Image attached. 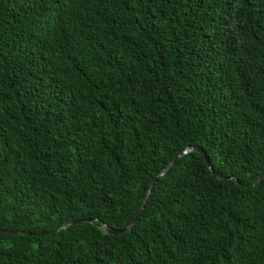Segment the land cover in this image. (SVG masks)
Wrapping results in <instances>:
<instances>
[{"label":"trees","instance_id":"obj_1","mask_svg":"<svg viewBox=\"0 0 264 264\" xmlns=\"http://www.w3.org/2000/svg\"><path fill=\"white\" fill-rule=\"evenodd\" d=\"M263 174L264 0H0V264H264Z\"/></svg>","mask_w":264,"mask_h":264},{"label":"water","instance_id":"obj_2","mask_svg":"<svg viewBox=\"0 0 264 264\" xmlns=\"http://www.w3.org/2000/svg\"><path fill=\"white\" fill-rule=\"evenodd\" d=\"M189 151H195V152L199 153V154L203 157L205 164L209 165V159H208V157L206 156V153H205L203 150L198 149V148H191V149H186V150L183 152V154H184V153H187V152H189ZM176 159H177V158H176ZM176 159H174V161H173V162H172V163H171V164H170V165H169V166L163 171V173L161 174L160 177L164 176V175L167 173V171L170 169V167L176 162ZM160 177H159V178H160ZM159 178H157V179L152 183V185H151V187H150V189H149V192H148V194H147L146 200H145V202L143 203L142 207L140 208V211H139L138 214L136 215L134 221H132V222H131L126 228H124V229H122V230H115V229H111V228H109V227H107V226H104L106 233H108V234H110V235L119 234V233H124V232L130 231L132 228H134V227L137 225V223H138V221H139V219H140V216H141V214H142V212H143V210H144V208H145V206H146V203H147L148 199H149L150 196H151V193H152V191H153V188H154L156 182L159 180ZM263 178H264V174L260 177L259 182L257 183L258 185L261 184ZM251 185H252V184H251ZM251 185H250V186H251ZM244 186H245V185H244ZM79 222H80V223H81V222H92V220H90V219H85V220H79V219H78V220H75V219H73V220L67 221V222H66L61 228H59L58 230H62V229L68 228L69 226L74 225V224H77V223H79ZM0 232L9 233V234H31V232H28V231H15V230H8V229H0ZM37 234H41V233H37Z\"/></svg>","mask_w":264,"mask_h":264}]
</instances>
